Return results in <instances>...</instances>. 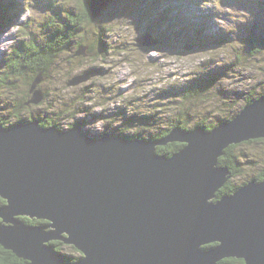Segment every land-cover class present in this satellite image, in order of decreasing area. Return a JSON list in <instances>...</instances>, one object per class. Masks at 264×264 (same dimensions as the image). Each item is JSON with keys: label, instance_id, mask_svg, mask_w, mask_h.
Returning <instances> with one entry per match:
<instances>
[{"label": "water", "instance_id": "obj_1", "mask_svg": "<svg viewBox=\"0 0 264 264\" xmlns=\"http://www.w3.org/2000/svg\"><path fill=\"white\" fill-rule=\"evenodd\" d=\"M104 1L88 0L99 14ZM36 95L30 102L43 100ZM241 111L212 131L177 126L156 142L36 120L0 124V244L31 264H67L47 245L54 239L84 253L75 264H264V174L215 201L230 178L219 165L225 149L264 137V96ZM170 141L185 146L159 156L156 146Z\"/></svg>", "mask_w": 264, "mask_h": 264}, {"label": "rangeland", "instance_id": "obj_2", "mask_svg": "<svg viewBox=\"0 0 264 264\" xmlns=\"http://www.w3.org/2000/svg\"><path fill=\"white\" fill-rule=\"evenodd\" d=\"M67 1L77 3L75 0ZM82 1L84 2L81 4H85L93 20V24L86 27L89 35L85 44H92L101 35L111 44L112 50L102 55L91 52L95 56L76 62L75 57L69 56L72 53L69 50L67 56L51 65L49 79L39 75L32 84L29 102L42 91L39 84L45 79L44 84L50 90L44 101L43 92L36 95L41 97L37 101L42 100L38 104L30 102L19 107L14 101L24 96L30 87L24 78H17L12 86L1 84V80L5 78H14L7 70L2 71L7 66L6 63H1L2 58L10 53L11 46L17 39H23L24 35L20 33L18 20L0 30V118L3 121L8 119L12 123L19 114V121L16 123L36 120L39 128H58L55 124L41 126L39 116L62 125L77 119L82 122L79 126L93 136L123 135L120 132L124 124L122 117L111 118L109 115L124 110L125 113L122 114L133 117L132 122H136L142 116L160 111L163 117L170 116L173 119L189 105L194 114L192 124L205 119L216 126L207 130L195 124V128L191 127L187 131L197 127L212 131L222 123L232 121L247 105L249 95L254 100L264 91V50L253 55L251 53L254 48L247 42L254 34L264 35V2L259 9L257 0H105L99 14L97 11L93 12L90 2ZM34 8L35 6L31 7L27 3L25 11L20 9L19 15L23 16V21L37 14L33 13L36 10ZM103 17L110 20L105 21ZM112 19L119 20L121 28L104 27L106 24H114ZM30 31L41 41L53 35L52 31L43 27L39 30L30 27ZM148 32L151 35L147 42L143 37ZM79 34L83 35V31ZM6 38L10 41H6ZM138 39L147 45L140 44ZM87 48L86 45L81 46L77 52L86 55ZM69 59L72 61H67ZM94 67L103 69V72L92 75L90 71ZM81 75L88 77L69 84ZM199 84L201 91L206 85L209 89L207 99L202 97L203 102L198 100L200 97H187V93ZM217 90H220L221 98ZM196 108L199 110L195 112ZM227 110L231 111V116L224 114ZM217 114H222V117ZM223 115L228 116L227 121ZM16 123L5 126L0 122L6 128H12ZM65 128L71 127L67 125ZM156 128L157 125L145 129L133 125L126 129L125 134L135 137L138 133L139 137L148 139L156 133ZM241 143L243 144L235 152L245 156L247 161L243 164L248 167L244 172L252 177L263 168V165L251 161L255 159L260 163L264 160V140ZM157 147L158 145L156 149ZM252 154H256L258 158ZM230 176L232 177L231 173ZM221 189L216 192V202L223 196L219 194ZM0 197L5 200L1 209L7 202L3 196ZM1 222L3 219L0 218ZM56 240L64 242V249L57 251L62 254L65 263L70 257H84V253L74 244ZM52 241H48L47 245ZM209 245L216 246L215 243L202 246L206 249Z\"/></svg>", "mask_w": 264, "mask_h": 264}, {"label": "trees", "instance_id": "obj_3", "mask_svg": "<svg viewBox=\"0 0 264 264\" xmlns=\"http://www.w3.org/2000/svg\"><path fill=\"white\" fill-rule=\"evenodd\" d=\"M77 3L73 4L72 2H66V0H47L44 2V0H0V30L4 27H7L8 25H13L15 20H18V24H22L20 30L21 33L24 34L23 39L16 42V44L12 47L9 54H6L5 58H2L1 63H6V69H2L3 72L5 70L8 71L10 75H14L13 80L9 78H5L4 80H1V84H8L10 86L14 85L17 78L22 77L25 81H28V84L24 81V84L30 86L27 90L26 94L22 96L21 98L17 99H11L18 103V106H22L24 104L27 105L29 103V100L32 96V93L30 91V88L34 81L36 80L39 75H42V77H46L47 79L50 78V68L51 65L55 64L59 61V59L64 58L67 56V52L70 50L72 53L69 56L75 57L76 60H83L85 57H89L92 55L91 52L94 53H107L112 50L111 44L106 41V39L103 36H99V38L92 42V44H85L88 38V33L86 32V27L91 26L93 24L92 20V14L87 10L85 4H81V2H84L82 0H75ZM186 1V0H185ZM237 1V0H235ZM88 2V0H87ZM263 0H257L258 8L260 9L263 4ZM29 4L31 7L35 6L34 9H36L33 13H36V15L33 14V18L30 17L27 21H23L22 17L19 14L21 13L20 9L22 8L24 10L26 4ZM78 4V6H77ZM25 11V10H24ZM117 14V13H115ZM254 18V17H253ZM105 21H109L110 19H107V17H103ZM31 20V21H30ZM111 21L114 24H106L104 27H112V28H121L120 21L116 19H112ZM23 21V22H22ZM254 22L256 20L254 19ZM35 24V25H34ZM34 25V26H33ZM30 27L33 30H39L40 28H45L49 31H52L53 35L50 36L49 39H43L41 41L38 37H35V35H32V32L30 31ZM83 31V35H80L79 33ZM264 31V30H262ZM216 38V37H214ZM45 40V41H44ZM249 46H251L253 49V52L251 54L256 55L257 52L264 50V35L263 33L254 34L253 36L248 38ZM87 46L86 55L77 54V51L80 49L81 46ZM257 47V48H255ZM96 54V55H100ZM92 56H95L93 54ZM100 58V56L98 57ZM71 62L72 60H67ZM61 65H59L60 67ZM88 70H86L87 72ZM103 72V69L95 67L93 70L90 71L92 75H95L96 73ZM46 80V79H45ZM40 82L39 89L42 90L44 94L43 101L47 98V96L50 94V90L48 91V88L44 83L46 81ZM22 81V80H21ZM212 82V81H211ZM26 85V86H27ZM200 85V84H199ZM195 86L190 92L187 93L188 98H196L199 101L203 102V99H207L208 97V86L206 85L204 89L201 91L200 86ZM16 86H13L15 88ZM219 97L220 90H217ZM190 93V94H189ZM207 93V95H206ZM189 94V95H188ZM206 95V96H205ZM264 96V91L257 97ZM85 97V95H84ZM203 97V99H202ZM191 98V99H192ZM256 99V98H255ZM254 99V100H255ZM251 98V95L247 97V105L250 104L252 101H254ZM0 104H1V97H0ZM246 106V105H244ZM245 108V107H244ZM243 108V109H244ZM170 110V108H167ZM241 109V110H243ZM199 110L198 108L195 109V112ZM239 111L236 116L241 113L242 111ZM192 109L188 106L184 108V110H181V112L174 116L172 119L170 116L163 117L161 115L160 111H155L150 116H142L139 121L135 120L136 122H132L133 117L129 115H123L122 113L124 110H120L119 112H116L115 114L109 115V117H119L124 121V124L122 125V129L120 130L121 134H123L124 137L130 138V139H145V140H163L168 137L170 132L177 126L181 127L183 130H190L191 127L195 128L196 126H202L205 127L207 130H211L212 127L216 126L214 123H208L205 119H201L200 121H197L195 124H192L191 119H193V113H191ZM231 111L227 110L226 115L231 116L229 113ZM125 113V112H124ZM19 115V114H17ZM16 115V118L13 119L12 123L9 122L8 119H4L3 121L0 118V122L3 123L5 126L8 124H15L18 122V116ZM218 116H221L220 114H217ZM227 121L228 116L223 115ZM1 117V116H0ZM222 117V116H221ZM235 116H232L234 118ZM231 120V119H229ZM39 121L41 126H50L51 124H55L59 129L72 127L75 125H81L82 122L76 120H73L69 122L68 124H59L57 122L52 121L49 118H43L39 116ZM128 123H127V122ZM138 126L139 128L145 129V128H151L154 125H157L156 133L152 135L150 138L146 139L145 137H139L138 133L137 135H134L135 137L129 136L125 134V131L130 126ZM128 126V127H127ZM62 130V129H60ZM67 130V128H65ZM124 130V131H123ZM137 136V137H136ZM261 141L262 139H259ZM259 140H250L249 142H244L246 144L254 143L255 141ZM243 143L239 144H232L228 148L225 149V154L220 157L219 159V165L225 166L229 168L230 173L232 175L231 179H229L225 183V187L221 189L219 192L220 195H226L230 193H234L236 189L238 190L241 186L247 184L250 180L257 179L261 181L263 179L264 174V160L260 163L259 161H256L255 159L251 162L257 163V165H263V168L260 169L258 173L252 175V177H249L248 174L244 171H246V168L248 166H245L243 162H246L245 156L242 154H239L238 152H235V149L239 147ZM185 146L184 143L180 141H170L167 144H162L157 147V153L161 154H167V156L173 155L175 152H178ZM256 158L258 156L256 154H252ZM256 165V166H257ZM249 177V178H248ZM5 200H2L0 197V206L3 205ZM22 220H24L28 224H40L43 225L47 223L45 220H39L37 218L32 219L30 217H20ZM64 242L55 240L50 243V245L55 246L56 250H63ZM211 246V245H209ZM82 253V252H81ZM83 255L75 256V259H72L70 257L68 260L66 259L67 263H77L79 261L83 260ZM227 259V260H226ZM229 259V260H228ZM225 260V261H224ZM224 260H221V262L217 264H244V260H239L238 258H225ZM229 262V263H228ZM81 263V262H80ZM79 263V264H80ZM0 264H31L29 260H25L19 256H17L12 250L6 249L4 246L0 245Z\"/></svg>", "mask_w": 264, "mask_h": 264}, {"label": "bare ground", "instance_id": "obj_4", "mask_svg": "<svg viewBox=\"0 0 264 264\" xmlns=\"http://www.w3.org/2000/svg\"><path fill=\"white\" fill-rule=\"evenodd\" d=\"M106 1H107V0H106ZM90 11H91V10H90ZM98 16H99V15H98ZM82 77H84V76L81 75V76H79V77H76V80H77V79L80 80ZM41 92H42V91H41ZM41 94H42V93H41ZM118 97H119V96H118ZM115 98H116V97H115ZM135 118H136V117H135ZM126 122H127V121H126ZM22 123H23V122H22ZM127 123H128V122H127ZM16 124H17V123H16ZM127 127H128V126H127ZM123 131H124V130H123ZM116 135H119V136H120L119 133L116 134ZM132 135H133V134H132ZM260 139H261V138H260ZM262 140H263V139H262ZM246 141H247V140H246ZM252 141H253V140H252ZM152 142H155V141L152 139ZM244 142H245V141H244ZM158 146H159V145H158ZM228 147H229V146H228ZM228 147H227V148H228ZM156 150H157V149H156ZM158 154H159V153H158ZM162 155H164V156L166 155V156H167V154H161V153L159 154V156H162ZM228 169H229V168H228ZM230 177H231V176H230ZM223 186H224V185H223ZM221 188H223V187H221ZM236 190H237V189H236ZM217 193H218V192H217ZM230 194H232V193H230ZM4 199H5V198H4ZM215 199H216V198H215ZM6 202H7V200H6ZM20 219H21V218H20ZM48 223H49V222H48ZM64 234H65V233H64ZM55 240H56V239H55ZM55 240H54V241H55ZM51 241H52V240H51ZM68 244H69V243H68ZM52 246H53V245H52ZM205 246H206V245H205ZM77 248H78V247H77ZM64 257H65V256H64ZM232 259H233V258H232ZM223 260H224V259H223ZM226 260H227V259H226ZM228 260H229V259H228ZM239 260H241V258H240ZM224 261H225V260H224ZM220 262H221V261H220ZM218 263H219V262H218ZM228 263H229V262H228ZM243 263L246 264L245 261H244Z\"/></svg>", "mask_w": 264, "mask_h": 264}]
</instances>
